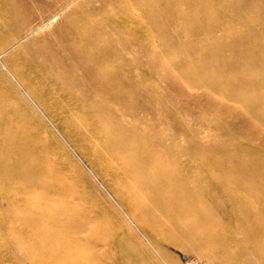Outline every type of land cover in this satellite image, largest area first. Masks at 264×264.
<instances>
[{
    "label": "rangeland",
    "instance_id": "obj_1",
    "mask_svg": "<svg viewBox=\"0 0 264 264\" xmlns=\"http://www.w3.org/2000/svg\"><path fill=\"white\" fill-rule=\"evenodd\" d=\"M182 1L0 0V133L37 127L42 114L27 85L53 81L85 94L92 84L101 94L83 96L95 103L104 98L115 122L125 117L169 154L170 167L190 183L189 197L206 217L173 224L176 211L167 204H177L179 196L162 190L157 199L167 204L156 203L154 230L146 231L127 219L90 164L73 152L77 177L91 195L82 204L109 211L101 218L110 223L116 222L112 210L127 220L129 243L115 253L116 263L264 264L239 234L264 222V0H187V12L197 18L193 31L164 18L168 4ZM117 11L132 13V33L108 21ZM160 13L162 21L156 20ZM95 31L105 38L93 39ZM103 53L114 76L95 78L91 67ZM24 68L33 69L28 84L20 75ZM216 233L223 243L233 234L240 246H213L207 237ZM0 249V264H31L10 234L0 236Z\"/></svg>",
    "mask_w": 264,
    "mask_h": 264
},
{
    "label": "bare ground",
    "instance_id": "obj_2",
    "mask_svg": "<svg viewBox=\"0 0 264 264\" xmlns=\"http://www.w3.org/2000/svg\"><path fill=\"white\" fill-rule=\"evenodd\" d=\"M187 2L168 4V15L164 18L168 17L193 31L197 18L187 12ZM160 14L156 15L158 21L163 18ZM108 21L123 33L134 31L132 13L117 11ZM96 32L97 38L93 36L95 34L91 35L93 39L105 38L104 33ZM98 40L92 43L98 45ZM218 49L215 47L213 53L219 54ZM102 57L101 61L96 59L94 67H91L95 68L96 72H92L95 78L97 75L112 74L109 67L111 61L106 60L105 53ZM32 71L31 68H24L20 70V75L26 81ZM84 76L85 80L87 77ZM106 81L109 83V80ZM114 83H117L116 80ZM254 83L253 76L246 78L247 86ZM27 87L42 114L37 120V127L23 128L14 136L0 133V236L10 234L14 237L25 262L117 264L115 253L129 243L124 233L128 229L127 220L119 211L112 210L116 222L110 223L101 218L109 211L82 204L89 201L91 195L77 177L79 169L73 152L79 153L90 164L92 171L118 200L127 219L134 220L144 230H154L151 221L160 212L156 203L167 202L160 197L157 199L162 190L168 192L171 198L179 196L177 204L166 203L170 210L176 211L169 218L170 222L185 227L187 219L196 222L206 220L196 209V200L189 197L192 194L190 183L183 181L182 176L170 167L171 156L139 136L138 129L130 128L125 117L115 122L113 117L116 112L105 107L104 98L99 103L86 98L101 94L93 89L92 84L85 94L53 81ZM101 87L105 92V86ZM117 110L122 112V109ZM260 172L263 173V169ZM261 184L264 187V181ZM260 196L262 199L259 202L264 207V190ZM19 228L20 231L17 230ZM239 234L244 237L243 247L252 248L264 259V222L254 229L243 227L239 229ZM207 238H211V244L219 248L228 244L240 246L233 234L224 243L218 233Z\"/></svg>",
    "mask_w": 264,
    "mask_h": 264
}]
</instances>
